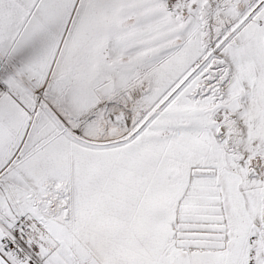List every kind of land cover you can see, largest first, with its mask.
Instances as JSON below:
<instances>
[{"label":"snow or ice","instance_id":"6c2138e0","mask_svg":"<svg viewBox=\"0 0 264 264\" xmlns=\"http://www.w3.org/2000/svg\"><path fill=\"white\" fill-rule=\"evenodd\" d=\"M0 264H264V0H0Z\"/></svg>","mask_w":264,"mask_h":264}]
</instances>
